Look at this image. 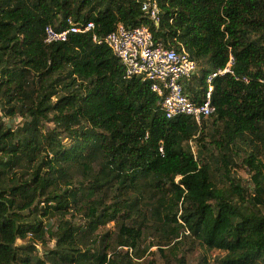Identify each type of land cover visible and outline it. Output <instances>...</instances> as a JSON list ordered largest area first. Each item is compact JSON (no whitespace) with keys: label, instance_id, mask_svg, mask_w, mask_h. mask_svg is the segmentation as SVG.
Returning <instances> with one entry per match:
<instances>
[{"label":"trees","instance_id":"1","mask_svg":"<svg viewBox=\"0 0 264 264\" xmlns=\"http://www.w3.org/2000/svg\"><path fill=\"white\" fill-rule=\"evenodd\" d=\"M143 1L0 0V264H138L146 221L166 228L160 264H187L175 251L181 235L224 253L220 264H264V0H157L159 25ZM69 20L94 30L45 42L47 27ZM119 25L147 26L185 50L197 64L186 91L198 101L232 59V73L214 81L215 113L201 124L168 119L150 83L127 79L93 41ZM241 152L247 187L231 175ZM70 211L81 220H67ZM109 222L131 255L109 257L97 232Z\"/></svg>","mask_w":264,"mask_h":264},{"label":"built area","instance_id":"2","mask_svg":"<svg viewBox=\"0 0 264 264\" xmlns=\"http://www.w3.org/2000/svg\"><path fill=\"white\" fill-rule=\"evenodd\" d=\"M142 11L148 18L159 25L160 8L157 0H144ZM70 27L63 31H56L52 27L45 29V42L59 43L68 41L72 34H85L94 30V24H75L69 20ZM93 41L107 45L125 68L127 79L139 78L150 83L151 91L160 98V108L168 119L187 116L198 124L215 113L212 104L214 81L226 73H232V59L227 67L211 73L206 78L207 91L198 101L186 91V83L190 81L196 71L197 64L185 50L168 47L163 42L154 40L147 26L126 29L119 25L117 29L105 37L93 36ZM248 83V80L243 79Z\"/></svg>","mask_w":264,"mask_h":264},{"label":"rangeland","instance_id":"3","mask_svg":"<svg viewBox=\"0 0 264 264\" xmlns=\"http://www.w3.org/2000/svg\"><path fill=\"white\" fill-rule=\"evenodd\" d=\"M211 120V121H210ZM213 119H209L210 123H212ZM6 124L10 128H17L18 123L20 122V119L9 121L5 120ZM206 143V142H205ZM208 143V140H207ZM190 146L192 151L195 155H197L198 151L202 149V146H199L196 140H193L190 142ZM240 148L244 150L246 147L245 145H240ZM243 153L241 152L238 156L234 158V166L232 168V176L236 179H240L244 187H247V185H250V177L251 173L249 171L248 166L243 162ZM214 171V174L216 175V182L218 183V187L222 188L225 186V182L227 181L226 176H224L222 173L220 175V170L218 168H212ZM179 179V178H178ZM82 216L78 214L77 212H71L67 214L66 219L72 222H78L81 220ZM50 227L56 225V221L53 220L51 223H49ZM144 233L142 234V238L139 242V248L140 253L142 255V258L139 260L138 264H148L150 261H155L156 263H163V260L160 257V254L158 252V249L160 248V242H162V238H164L165 230L166 228L162 226V223L160 221L157 222H145L143 226ZM169 230V229H167ZM119 228L118 224L116 222H109L105 225H102L99 227V230L97 231L99 234V237L108 235L106 239L108 240V250L110 252L109 257L112 256L113 252H120L122 256H125L126 253L129 255L132 254V250H128L127 248L117 247V241H118V235H119ZM183 239L182 243L176 247L175 251L181 252L183 255L186 256L187 264H220L219 259L224 255V253L216 250H207L206 248L202 247L199 244V241L184 237L181 235V237L178 239ZM19 246H25L30 244V242L27 241H18ZM55 242L53 240H49L48 246L38 244L37 250L38 255L40 258L43 257L44 252H46V249H52L54 247ZM103 245V242H101V239H99V243L97 246ZM183 251V252H182ZM206 261V262H205Z\"/></svg>","mask_w":264,"mask_h":264},{"label":"water","instance_id":"4","mask_svg":"<svg viewBox=\"0 0 264 264\" xmlns=\"http://www.w3.org/2000/svg\"><path fill=\"white\" fill-rule=\"evenodd\" d=\"M19 241V240H18ZM18 241L16 242V246H19Z\"/></svg>","mask_w":264,"mask_h":264}]
</instances>
